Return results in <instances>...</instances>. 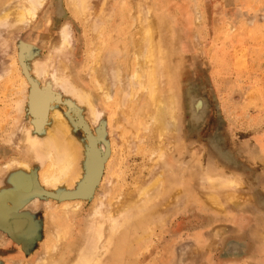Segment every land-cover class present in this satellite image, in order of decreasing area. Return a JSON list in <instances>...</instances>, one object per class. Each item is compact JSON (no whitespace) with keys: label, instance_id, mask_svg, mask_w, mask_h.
Wrapping results in <instances>:
<instances>
[{"label":"rangeland","instance_id":"rangeland-1","mask_svg":"<svg viewBox=\"0 0 264 264\" xmlns=\"http://www.w3.org/2000/svg\"><path fill=\"white\" fill-rule=\"evenodd\" d=\"M18 1L0 0V11L13 7ZM87 2L90 12H94L90 15L92 19L88 16L84 20L76 15L70 4L72 0H60L61 14L57 11L59 0H44L37 16L27 26L15 24L13 16L0 22V74L4 75L0 76V172H3L0 173V264L35 263L48 240V226L45 225L48 214L63 206L71 209L72 214L65 218L61 216L58 221L60 218V223L70 221L73 228L71 237L65 240L62 248L60 245L61 251L66 250L74 256L77 248L84 244L85 247H91L92 242L97 245V233L90 231V234L86 227L104 220L103 230L107 228L104 234L107 235L112 218H106L105 214L111 199L118 204L122 193L136 180L150 185L159 172L168 187L176 180L178 184L174 189L186 188V198L176 196L167 205L164 199L152 196L154 201L151 199L150 205L141 213L142 227L137 230L140 241L126 254L109 250L102 264H264V248L260 247L261 242L264 243V0ZM148 18L158 23L171 22L176 41L170 64L173 78L165 77L160 81L163 96L169 93L176 104L174 123L171 121L175 130L173 127V132L157 139L165 150V157L160 159L162 162L159 160L161 164L155 161L158 151L150 146L152 142L155 145V141L148 130L146 137L140 135L138 139H132L127 147L121 142H124L123 132L128 131L127 128L120 126V133L119 125L117 127L115 123V128L109 131L112 126L107 118L113 113L109 106L98 100L105 110L101 121L98 120L104 129L108 128L105 132L100 123L91 122L87 111L72 94L67 95L63 90L55 92L40 85L30 64H33V58L46 60V56L61 44L63 25L68 24L71 48L67 63L72 78L80 87L92 90L94 83L87 70L90 36L103 27L106 38H111L110 47L103 56V65L110 75L124 57L121 51L126 45L122 42L144 26L143 22ZM127 26L132 33L126 32ZM33 81L41 86L39 92L52 95L51 107L62 111L73 125L72 136L85 144L92 142L105 156L107 167L103 170L102 180L89 195L66 196L81 188L84 179L80 177L72 190L45 186L41 182V164L29 156L27 144L20 140L30 122L36 123L42 134L51 119L50 113L48 118L33 115L28 106ZM196 97L204 102L199 121H193L190 112L189 100ZM108 132L115 134L112 133V137ZM141 146L145 148L141 149ZM12 160L28 164L30 173L25 175L24 184L18 182L16 176L14 179L9 177L13 172L14 175L19 173L14 170L17 165L14 161L13 165ZM5 163H11V169L15 168L6 169ZM209 174L213 178L220 177H217L220 181L221 178L226 180L224 182L233 181L223 185L219 181L220 186L216 184L212 188L216 193L230 188L226 191L230 203L224 199L221 200L223 205H204V197L213 186L208 181ZM100 194L105 195L102 198ZM96 198H102L106 204L102 209L105 219L101 214H98L100 217H95L97 214L94 213L91 216ZM141 201L137 198V205ZM151 208L157 209L154 215H149ZM19 218L25 223L21 229L13 224V220ZM93 218L96 220H91ZM94 227L89 228L95 231ZM86 232L93 240L87 239ZM79 235L84 242L79 241ZM70 247L73 250L70 251Z\"/></svg>","mask_w":264,"mask_h":264},{"label":"bare ground","instance_id":"bare-ground-1","mask_svg":"<svg viewBox=\"0 0 264 264\" xmlns=\"http://www.w3.org/2000/svg\"><path fill=\"white\" fill-rule=\"evenodd\" d=\"M87 1L88 0H72V3H70L71 7L73 6L76 15H78L79 17L85 18L84 20H87L88 16L90 19H92L90 15L91 13H94V12H90V6ZM43 3H44V0H19L16 4L13 5V7H10L7 9L5 8L0 11V22L6 21L7 19H9V17L11 18V16H13L14 17L13 21H15V24L27 26L37 16ZM135 10H136V7H135ZM57 11L59 14L62 13L60 9V0H59V4L57 5ZM93 19H95L94 16H93ZM143 23H145L143 24L144 26L135 30V33L131 34L129 36L130 38H127L128 40V41L126 40L127 42L126 41L125 43L122 42L124 46L126 45V47H124V49L121 51L123 52L124 57L119 62H117V65H115L114 70H112L113 74H110V75H107L108 68L106 69V66L103 65V56H104L105 51H107L110 47L109 42L111 38L110 37L106 38L104 30L102 29L103 27L102 26H101L102 28L100 27L101 24L98 26L101 28L100 32L94 33V34L91 33L92 36H90L91 40H90V50H89L90 58H89L87 70L92 75V82L94 83L92 90L88 91L80 87L75 82V80L72 78L69 64L67 63V58H68L67 54L69 53V50L71 48L70 27L68 24L63 25L62 33H61L62 35L61 44L58 45L56 48H54L52 53L50 52V54L46 56V60L43 61V59L39 60L40 58L39 59L33 58L34 60L33 64L32 63L30 64L33 66L32 69L35 72V78H37L35 80L38 83H40V85L47 86L51 90H54L55 92L58 90H63L67 93V95L68 93L72 94L73 97L79 102V104H81L80 106L84 107L85 109L84 111H87L88 113L87 115L90 116L89 119L91 120V122H95L94 124H96L97 122V123H100V126H101L102 123L100 122L101 121L100 119L102 118V116H104V113H105L104 108L98 103V100H101L104 106L106 107L109 106L110 110H112L113 112L112 116L107 118V120L110 122L109 125L112 126L110 127L109 131L115 128L113 126L115 123L117 127L119 125V129H120V126L121 128H127L128 131L124 130L123 132L125 135V137L123 138L124 142L121 141L122 143L126 144L127 147L129 146V144H131L132 139L134 140L136 138L138 139L140 135H144V137H146L145 132H147L148 130V132L152 136L153 141H155V145H154V142H152L153 145H150V146L151 148H154L153 149L154 151H158L157 153L158 158L156 156L155 161L160 163L161 161L160 159L165 157V152H164L165 150L162 147V143L157 142L158 141L157 139H161V138L163 139V137H165L168 132L171 133L173 132V130H175V127L172 124V122L174 123V121L172 120L174 119V114L176 112L175 99H173L172 96L171 97L168 96L169 93L166 96L167 98L165 97L167 93H165L163 96V93L161 92L160 81L162 80V78H165V77L173 78L172 77L173 69L171 66L172 65L171 61L173 57L172 51L174 50V47L176 46V41H175V34L173 32L174 25L171 22L162 21L158 23L154 19L148 18L146 22H143ZM127 27L128 28H125L126 32L132 33L133 31H130V26H127ZM130 59L132 62L130 61ZM88 74L87 76H89ZM1 75L2 74H0V76ZM3 76L4 75H2V77ZM36 81L35 82L33 81V84H32L33 88L31 86V91L30 93L28 92L29 93L28 102H27L28 106L31 112L33 113V115L42 116L43 118V116H47V114L50 113L51 119L49 118L50 119L49 125L42 134L39 133L36 123L30 122L31 125L29 127H26L25 132H22L23 135L21 134L22 135L21 139L20 138L19 139L23 143L25 142L27 144L29 156L32 157L33 159H37L39 163L41 164L39 166V167H42L41 168V178H42L41 182H43L45 186H50L56 189L58 187L63 186L64 189L66 188L65 190L67 189L72 190L71 188H73L75 185H78L80 181V180L78 181V179L80 177L81 180L84 179L83 185L81 186V188L78 189L77 191L75 190V193L73 192V193L67 194L66 196H70L72 194H78L81 196L89 195L92 192L95 185L100 183L102 180L103 170L105 169V166L107 167V165H105L104 163V158H103L105 156L101 154L100 152L101 150L98 151L99 149L98 150L96 149V145L92 144V142L91 143L88 142L87 144H85L83 143L81 139H77L72 136V126L73 125L66 119V116L63 114L62 111L51 107L52 95L48 94V92L46 93L43 89H42L44 91L43 94L42 92H39V89L41 86ZM24 85L26 84L24 83ZM111 86L112 87L117 86L118 88L112 89ZM168 90L167 92H169ZM170 94H172L171 91H170ZM199 97L189 100L190 101V112L192 116L191 118L193 121H199V119H201L202 117L204 102H203V99ZM19 105H21L20 102H19ZM20 110L18 109V111ZM21 126L22 125L20 124V128ZM173 127L174 129L171 130V128ZM16 128H17V125H16ZM102 128L104 129L105 127H102ZM104 131L107 132L108 128L104 129ZM119 131L120 133L122 132L121 129ZM108 133L110 134L111 132H108ZM112 133H111V136H112ZM120 133L119 135H121ZM122 136L123 135H121V137ZM102 146H103L102 150H105L104 145ZM138 147L139 145L137 146V148ZM143 148L145 147L141 146V149ZM131 150L132 149H130V151ZM13 161L14 160H12L11 163ZM11 163H5L6 165L4 166L3 164V166L6 169L13 170L15 167L11 169V166L13 163L16 164L17 167L14 170L19 171L18 173L19 175L18 174L14 175L13 173L15 172H13L10 174L11 176L9 177L11 179H14V176H16L17 181L18 182L22 181L24 184L25 175L30 173V169H28L29 168L28 164L25 162H20V161H17V162L14 161L12 164ZM154 166L155 164L152 165L151 167H154ZM6 169L5 171H8ZM0 173H3V172H0ZM20 173H24V174L20 175ZM159 173H160L159 175L153 178V182L150 185H146L147 183L144 185L143 181L141 180H136L134 184L132 183L133 186L132 184H129L132 187L127 188V190L124 193H122L121 195L122 199L118 204H116L117 201H114L113 199H111L108 211H106V214H105L106 218L107 217L112 218L110 220L111 227L108 226L109 227L108 234L104 235L105 232L107 231V228L105 229L106 231L103 230L104 220L102 222H99L97 220L100 224L98 222L96 223V221H95V225L94 223L93 224L91 223L90 224L91 226L89 227L95 226L94 228H96V230L93 231V228L86 227L87 229H89V231L88 230L86 231L89 232L90 234L92 232L97 233V234L95 233L94 234H95V237H99L97 238L99 240V241L97 240L99 244L97 243V245H94V242H92L93 245H91V247H85V244H84L83 247L77 248L76 251L78 252L76 253L74 252L75 253L74 256H71L70 253H68V251L66 250L61 251V248L63 246L62 244L66 243L65 240H68L71 237V229L73 228L70 225L71 222L67 221V223H60L59 221L61 218L58 221V218L61 216L65 218L71 215L72 210L69 209L67 206H63L62 208H59L56 212L49 211L50 213L48 214V217L45 223V225L48 226V229H47L48 230V240L43 246L44 248H43L42 254H40L41 257L38 258L35 263L31 262L28 264H102L109 250L112 251V249H116L117 252H121L124 254L128 253V251L137 242L140 241L141 236L140 234L137 233L138 232L137 230L142 227L143 215H141V213H143L145 208H147L148 204L150 205L149 201L151 199L154 201L152 196L154 197L156 196L158 198L164 199L166 201L165 204L167 205H170L171 200L173 198H176V196L181 197L182 199L186 198V194H187L186 188L185 189L179 188L178 190L174 189L176 188V185L178 184L176 183V180H172L170 182V187H168L165 183V180H164L165 178L163 177V174L161 172ZM215 177L216 178H213V176L210 175L208 179V181L211 184L209 185L212 186L213 184V186L210 187L211 190L213 187H216L220 181L219 180L220 177L218 176H215ZM109 179L111 180V178ZM222 179L223 178H221L222 182L220 181L222 185L225 183H233L232 179L230 180L232 182H224L226 180L224 179L222 180ZM29 185L30 184H27V186ZM219 186L220 184L218 185V187ZM7 187L9 186L7 185ZM226 191L222 193H216L214 189L212 191H209L207 195L205 194L206 195L205 197L203 196L204 201H205L204 205L218 206L219 203L222 204L221 200H224V199L226 200V202H229ZM203 193H205V191ZM105 194H103L102 196L100 194V196L103 198ZM102 198L100 199L98 198L99 200L96 198L97 201H95V205L93 206L91 216L94 214H97V215H94L96 217L101 214L100 215L101 218L105 219L102 217L103 216L102 209L104 210V207L106 204L103 203V201L101 200ZM137 198H141L142 200L139 205H137L136 203ZM4 201H9V200H4ZM67 205L69 204L67 203ZM217 210H218V207H217ZM156 211H157L156 208L155 209L151 208L149 215H154ZM99 217L98 219L100 220ZM94 218L91 220H96ZM13 224L14 226L20 229L25 225L23 218L14 219ZM87 232L85 234H88L87 235L88 237L86 236L88 239L92 235H90ZM77 238H79V241L82 240V237L80 235L79 237L77 236ZM82 242L84 241L82 240ZM60 245H61V248H59ZM67 245H70V244H67ZM73 247H70L69 250L70 251L73 250ZM260 247L263 249L264 243L261 242Z\"/></svg>","mask_w":264,"mask_h":264}]
</instances>
